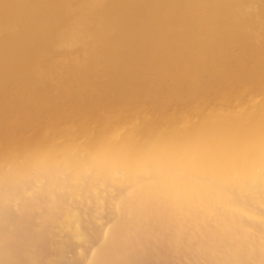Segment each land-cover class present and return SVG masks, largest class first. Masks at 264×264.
I'll use <instances>...</instances> for the list:
<instances>
[{
  "label": "bare ground",
  "instance_id": "1",
  "mask_svg": "<svg viewBox=\"0 0 264 264\" xmlns=\"http://www.w3.org/2000/svg\"><path fill=\"white\" fill-rule=\"evenodd\" d=\"M249 1L0 0V91L36 84V64L56 45L81 46L82 55L69 52L82 58L67 62L82 82L92 58L118 53L123 29L133 36L126 38L134 60L171 43L184 55L200 50L179 56L190 76H176L147 105L102 112L94 125L82 117L92 108L77 109L86 122L66 113L73 127L66 142L65 131L43 130L34 140L0 143V264H264V39L252 31L261 43L251 40L252 51L251 27L248 34L238 29L251 20L243 16ZM254 1L247 13L258 8ZM164 22L175 40L155 35ZM234 43L249 55L233 56ZM180 90L188 96L168 98ZM77 97L70 98L75 107Z\"/></svg>",
  "mask_w": 264,
  "mask_h": 264
},
{
  "label": "rangeland",
  "instance_id": "2",
  "mask_svg": "<svg viewBox=\"0 0 264 264\" xmlns=\"http://www.w3.org/2000/svg\"><path fill=\"white\" fill-rule=\"evenodd\" d=\"M251 2H253L254 0H250ZM250 1L248 2V4L250 3ZM254 3H255V5H258V10L257 9H255L253 12H255L254 14H256V10H257V19H258V17L260 18L259 20H256V16L253 14V12H248L247 13V9L249 10V9H251L252 7H250L251 6V4H249L250 6H248V4H247V6H246V4L244 5L245 7H243L244 9L245 8H247L246 9V13L244 12L243 14V16L244 17H248L249 15H250V21H248L247 22V26L246 25H244V26H240V27H238V29H239V31H243V32H245V33H249L250 31H248V30H250L249 29V27H251V32L253 31H255L254 33H256L255 35L257 36V35H259V34H261L262 35V37H260V38H262V39H264V28L262 27V26H264V21H261L264 17H262L261 16V14L259 13V10H260V7H262L263 6V2H262V0H260V2L259 3H262V5L261 4H259L258 3V1L256 0V1H254ZM257 3V4H256ZM260 5V6H259ZM252 6H254V4L252 5ZM250 7V8H249ZM243 8H242V10H241V12L243 11ZM254 8H256V6H254L252 9H251V11L254 9ZM250 11V10H249ZM253 14V15H252ZM252 15V16H251ZM242 16V15H241ZM254 18V19H253ZM262 18V19H261ZM254 20V21H253ZM264 20V19H263ZM257 21V22H256ZM254 24H253V23ZM256 23V24H255ZM169 23H167V22H164L161 26H160V28L156 31V33H155V35L156 36H158V38H159V40L161 41L162 40V35H163V38L165 39L166 37H167V35H170V37L172 38V39H174L175 37H176V35L174 34V32H172L171 30H170V28H169V25H168ZM249 24V25H248ZM253 24V25H252ZM251 25V26H250ZM255 25V26H254ZM260 25H262V26H260ZM245 29H244V28ZM253 27V28H252ZM256 29H255V28ZM259 27L261 28V29H263V30H258L259 29ZM255 29V30H254ZM257 30L259 31V33H257ZM121 31V35L119 34V37H117V42L118 43H120L119 45H117V47H116V49H117V56L115 55V56H113V57H111L112 59H113V61L111 60V58H109L110 56H108L107 57V55H104V54H102L101 53V56L102 57H100V53L97 55L98 57H99V59L98 58H96L97 56H94L95 58H96V61H100L101 62V67L100 66H98L99 68H97V70H98V72L96 71V67L94 66V65H99V63L98 62H93V61H95V60H93V58H92V62H90L89 64L90 65H93V66H90L89 64H87V65H85V66H87L86 68H89L90 69V67H91V69H92V67H93V69L92 70H87L89 73H91V74H88V77L86 78V77H84L83 79H82V82H81V80L79 81V80H74V76H72V74H71V70H70V66H69V64H68V57H70L71 58V56H75V55H73V54H76V53H80L81 54V52H80V50H81V46H73V47H67L68 49H65L66 47H63L64 49H62V47L61 46H59V45H56V46H54L55 48H53V50H51L47 55H46V59L43 61V62H40V63H37L36 65H37V68L39 69H36V67H35V69L37 70V71H40V72H37L36 71V75H35V77L36 76H38V74H39V77H38V81H36V84H31V85H29V86H26L25 84H17V85H12V86H7V88H9L8 90L7 89H2L1 91H0V96L1 95H3V97L5 98V99H3V97L1 96L0 98V139L1 138H3V139H5L4 141H3V139H1V141H0V143H2V142H4L5 144H6V142H8V144H11V141L13 142L14 140V142L11 144V146L15 143V144H18L17 143V141H18V139L19 138H21V135H22V137L23 136H26V137H28L30 140H34L36 137H34V135L35 134H37L39 131H40V133H46V132H49V130H50V132L49 133H46V135H49L50 133H51V131L53 130V131H55V132H53L52 134H55L56 132H58L59 130H63V132H64V134L66 133V135H64L65 137H64V140H65V138H66V140H67V134L69 133V132H67V130H71L72 128L71 127H69V123H68V121H67V117L68 116H70V115H75V114H77V112H78V114L80 113V109H83V110H85V112H87V109L86 108H92L93 110L92 111H94L95 113H92V111L91 110H89L88 111V115H87V113H85V115L84 116H82V117H84L85 119H87L88 118V121H89V123H93V122H95L93 119L96 117V118H98V116H99V114L102 116V112L104 113V114H113L114 113V111H115V113H116V111L118 112V113H120V111L122 112L124 109H127V111H131V108L132 107H135L136 109L140 106V107H142L143 105H141V103H140V101H142V104H146L147 105V101L148 100H151L150 98L151 97H155L156 96V94H158V92L161 94V93H163V91L166 89V87L167 88H171V87H173L174 85H175V81L173 80V79H175V78H177L176 76H179L180 74H181V76H190V73L188 72V70L186 69V66H185V64L183 63V61L182 60H180V58H182L183 57V55L184 54H182L181 52V49H180V47H179V45H176L175 43H171L170 45H171V47H170V45H169V47L167 46V48L165 49H162V51H161V53L160 52H156V53H158V55L156 54V53H153L154 55H152V57H143V56H140L139 57V59L137 60V59H133V57H131V54H129V50L132 48V46H133V43H131L128 39H130V38H132L133 36H132V34L131 33H128L129 31H127V30H125L124 31V29L123 30H119V32ZM123 31V32H122ZM247 31V32H246ZM261 31L263 32V33H261ZM250 32V33H251ZM251 33V35H250V33L248 34V36H247V38H246V42L248 43V44H251L254 48H255V50H253V48H252V51H258L257 49H258V40H259V36H258V38L257 37H255L254 36V33ZM253 34V35H252ZM130 36V38H126V36ZM171 35H173V36H171ZM249 36H251V38L249 39ZM253 36L255 37V38H253ZM174 37V38H173ZM118 39H119V41H118ZM121 39V40H120ZM248 39V40H247ZM133 40V39H132ZM175 40V39H174ZM190 40L191 39H189V38H186V40H185V42L184 43H190ZM251 40H253L254 42H257V46H255L256 45V43L253 45V43L251 42ZM257 40V41H256ZM128 41V43H126V42ZM250 41V42H249ZM260 42L262 41H264V40H259ZM125 42V43H124ZM261 42V43H262ZM117 43V44H118ZM123 43V44H122ZM260 43V44H261ZM125 44V46L123 47V45ZM173 44V45H172ZM174 44L178 47V48H176V46H174ZM237 43H234V50L232 51V55L234 56L235 55V57L236 56H238L239 54V57H242V55H244L245 57H247L248 55H249V52L248 51H245L244 49H242V47H241V49H240V45H236ZM260 44H259V46H260ZM111 45V44H110ZM116 45V44H115ZM121 45V46H120ZM131 45V46H130ZM118 46H120V47H122V48H120V49H118ZM127 46V47H126ZM61 47V48H60ZM70 48H71V50H70ZM72 48L74 49V51L72 50ZM174 49V48H176V50L174 49V50H172V49ZM193 48H195V47H193ZM257 48V49H256ZM78 49V50H77ZM127 49H129V50H127ZM177 49H179L178 50V52H177ZM194 50H195V52H194ZM200 51L199 50V48L197 49V47L195 48V49H192V53H191V49L188 51V52H186L185 53V55H187V56H194L195 54H197L196 52L197 51ZM241 50V51H240ZM69 51H73V54L72 53H70ZM119 51H121V53H124V54H122L121 55V53L119 52ZM164 51H165V53L167 54H164ZM172 51V52H171ZM181 51V52H180ZM235 51V52H234ZM236 51H238L237 53V55L235 54L236 53ZM244 51V52H243ZM53 52V53H52ZM163 52V53H162ZM168 52V53H167ZM169 52H170V54H169ZM240 52H242V53H240ZM68 53H70V56H69V54ZM120 53V54H119ZM180 53V54H179ZM195 53V54H194ZM234 53V54H233ZM246 53V54H245ZM80 54H78L77 56H75L76 58H79V57H81L82 58V54L80 55ZM125 54H126V59H127V61L125 60V58L123 57V56H125ZM128 54V55H127ZM156 54V55H155ZM189 54V55H188ZM121 55V56H120ZM182 55V56H181ZM185 55H184V57H185ZM247 55V56H246ZM119 56V57H118ZM178 56V57H177ZM179 56H180V58H179ZM114 57H115V59H116V57H118L117 59H118V61H117V59L115 60L114 59ZM120 57H122L121 59L123 60V61H119V60H121L120 59ZM177 57V58H176ZM91 58H87V59H91ZM94 58V59H95ZM100 58H102V60L100 59ZM105 58V59H104ZM107 59H108V61L111 63V62H113V64H111V67H113V68H111V67H108V66H110V64L108 63V61H107ZM110 59V60H109ZM149 59V60H148ZM169 59V60H168ZM176 59H178L177 60V62H179V63H176ZM146 60V61H145ZM168 60V61H167ZM171 60V61H170ZM174 60V61H173ZM180 60V61H179ZM102 61L104 62V63H108L109 65L107 66L106 64L104 65V63H103V66H102ZM116 61V62H115ZM126 61V62H125ZM167 61V62H166ZM88 61H86V63H87ZM117 62H119V64L117 63ZM121 62H123V63H121ZM145 62V64H143ZM154 62H155V64H156V66H155V64H154ZM168 62H170V63H172V65H169L168 66V64H170V63H168ZM174 62H175V64H174ZM182 62V63H181ZM85 63V64H86ZM115 63H117V64H115ZM121 63V64H120ZM151 63H153V65L151 64ZM158 63V64H157ZM181 63V64H180ZM115 64V65H114ZM148 64V65H147ZM180 64V66H177V65H179ZM35 65V66H36ZM118 65L120 66L119 68H118ZM122 65V66H121ZM144 67H143V66ZM152 65V66H151ZM184 65V66H183ZM208 65V66H207ZM211 65V63L209 64V63H207L206 64V68H209V66ZM253 65L254 66H256L257 65V62H254L253 63ZM89 66V67H88ZM115 66V67H114ZM150 68H149V67ZM156 67V68H153V67ZM172 66H173V68H172ZM183 66V67H182ZM108 67V68H107ZM169 67H171V68H169ZM185 67V68H184ZM103 68H104V71H102L103 70ZM105 68H107L106 70H105ZM112 70H111V69ZM116 68V69H115ZM153 68V69H152ZM42 70V71H41ZM108 70H109V72H108ZM232 70H233V68H232ZM95 71H96V73H95ZM100 71V72H99ZM105 71H107V72H105ZM94 72V73H93ZM105 72V73H104ZM40 74H41V76H40ZM95 76H94V75ZM99 74V75H98ZM189 74V75H188ZM92 75V76H91ZM244 75H245V78H247V79H245L244 80ZM87 76V75H86ZM92 77L93 79H91L90 77ZM248 75H246V74H243V78H242V80L243 81H247L248 80V78L249 77H247ZM35 79H37V77L35 78ZM76 79V78H75ZM79 79V78H78ZM85 79H87V80H85ZM214 79H216L217 80V77H215ZM89 80V81H88ZM181 80H182V78H181ZM44 81V82H43ZM78 81H79V84H78ZM84 81V82H83ZM88 81V82H87ZM41 82H42V84H41ZM73 82L77 85V86H75V84H73ZM87 82V83H86ZM47 83V84H46ZM64 83V84H63ZM80 83H83V85L81 86L80 85ZM165 83H167V84H165ZM61 84H63V85H61ZM65 84H67V85H65ZM74 85V86H72V85ZM161 84H163V85H161ZM172 84V85H171ZM42 85H44L42 88H40ZM46 85H48V86H46ZM65 85V86H64ZM78 85H79V89L77 88L78 87ZM166 85V86H165ZM35 86V87H34ZM60 86V87H59ZM64 86V87H63ZM72 86V87H71ZM81 86V87H80ZM47 87V88H46ZM66 87V88H65ZM70 89H69V88ZM82 87L84 88V89H82ZM149 87H150V89H149ZM35 90H34V89ZM39 88V89H38ZM43 88H45V90L48 92H46L45 90H43V92L41 91ZM49 88H51V92H50V89ZM64 88V89H63ZM71 88H73L74 90H76L75 91V93H74V91L72 92V90L73 89H71ZM75 88H77V89H75ZM80 88H81V91H80ZM154 88H155V90H154ZM157 88V89H156ZM165 88V89H164ZM211 88V90H212V88H213V86H211L210 87ZM210 88H208L207 90L206 89H204L202 92H200V94H202V93H204V91H209V89ZM68 89V90H67ZM146 91H145V90ZM5 90H7L6 92H4ZM49 90V91H48ZM61 90H63V91H61ZM64 90L66 91V92H64ZM71 90V91H70ZM78 90V91H77ZM82 90H84V92L82 91ZM149 90V91H148ZM155 92H154V91ZM39 91V92H38ZM162 91V92H161ZM181 91V90H180ZM5 94H4V93ZM8 92H11V93H8ZM35 92H37V94L36 95H34L35 94ZM42 92V93H41ZM44 92H46V93H44ZM72 92V93H71ZM77 92V93H76ZM151 92V93H150ZM154 92V93H153ZM183 92H185V94L183 93ZM187 91L185 90H182L181 92H178V94H176V92L175 93H173V94H171V95H169V96H174V97H169L168 96V98H170V99H172V101L173 102H175V101H177V100H180V98H185V97H187L188 95V92L186 93ZM6 93H8V94H6ZM21 93V94H20ZM74 93V94H73ZM82 93H84V94H82ZM144 93V94H143ZM40 94H42V96L40 95ZM44 94H47V95H44ZM75 94H76V97H77V95L79 96V97H77V99H78V101H76L78 104L76 105V107L74 106V104H71V103H73V100L72 99H70V98H74L75 97ZM80 94V95H79ZM86 94V95H85ZM6 95V96H5ZM8 95H10V96H8ZM15 95V96H14ZM45 97H44V96ZM72 95V96H71ZM144 96V97H142V96ZM150 95H154V96H151L150 97ZM176 95H178V97L176 98L175 96ZM179 95L181 96L180 98H179ZM184 95V96H183ZM49 96H52L53 98H54V101H53V98L52 99H48V98H51V97H49ZM139 96H140V98H139ZM158 96V95H157ZM183 96V97H182ZM10 97H15L14 99H12V98H10ZM16 97H17V100H16ZM37 97V98H36ZM83 97V98H82ZM147 99H146V98ZM38 99L37 100V103H38V105H37V103H36V99ZM42 98H43V100H42ZM64 98V99H63ZM79 98H80V101H79ZM85 98V99H84ZM87 98V99H86ZM99 98V99H98ZM145 98V99H144ZM149 98V99H148ZM167 97L165 98L164 97V99L165 100H168V101H166L167 103L168 102H170V103H172V101L170 100V99H168ZM176 98V100L174 101L173 99H175ZM3 99V100H2ZM39 99H40V101H39ZM45 99H46V102H45ZM48 99V100H47ZM142 99V100H141ZM144 99V100H143ZM163 99V100H164ZM14 100H16V101H14ZM18 100H20V102H21V104H22V106L24 105V103H25V105L23 106V107H21V105H19V107L17 106V104H20V102L18 101ZM62 100V101H61ZM100 100V101H99ZM146 100V101H145ZM30 101V102H29ZM92 101H94V102H92ZM97 103H96V102ZM122 101V102H121ZM143 101H145V103L143 102ZM18 102V103H17ZM33 102V103H32ZM56 102H58V103H56ZM66 102H67V104H66ZM83 103V104H81V103ZM124 102H126V103H124ZM17 103V104H16ZM27 103V104H26ZM43 103V104H42ZM140 103V104H139ZM2 104V105H1ZM33 104H34V106H33ZM58 104V105H57ZM66 104V105H65ZM98 104V105H97ZM125 104V105H124ZM137 104V105H136ZM27 105V106H26ZM31 105L33 106V108H36V111H35V109H32V107H31ZM36 105V106H35ZM40 105V106H39ZM43 105H44V107H43ZM50 105H52V106H50ZM85 105V107H83ZM112 105H113V107H112ZM120 105V106H119ZM123 105V106H122ZM4 106H6V107H4ZM26 106V107H25ZM72 106H73V108H72ZM78 106H80V107H78ZM93 106L95 107V109L93 108ZM97 106V107H96ZM99 106H101V108L99 107ZM108 106H109V109H108ZM119 106V107H118ZM125 106V107H124ZM126 106L127 107H129V108H126ZM132 106V107H131ZM137 106V107H136ZM20 107H21V109H20ZM29 108V110H28V108ZM37 107H38V111H37ZM52 107V108H51ZM123 107V108H122ZM7 110V112H6V110ZM24 108V109H23ZM45 108V109H44ZM46 108H50L49 110L48 109H46ZM79 108V110H77ZM113 108V109H112ZM122 108V109H121ZM134 108V109H135ZM24 110V111H26L27 110V112L29 111L30 112V115L31 114H34V111L36 112V113H38V114H36L35 113V115H31V116H29V113L27 114V112H24V111H22V112H20V110ZM26 109V110H25ZM34 110V111H32V110ZM41 109H42V111H41ZM72 109V110H71ZM120 111H119V110ZM2 110V111H1ZM47 110V111H46ZM66 110H67V112H66ZM69 110V111H68ZM132 110H133V108H132ZM4 111V112H3ZM43 111H45V112H43ZM82 111V110H81ZM91 111V112H90ZM108 111H110L111 113H107ZM41 112V113H40ZM70 112H72V114L70 113ZM74 112V113H73ZM76 112V113H75ZM90 112V113H89ZM124 112H126V110L124 111ZM20 113V114H19ZM21 113H23V114H21ZM66 113H69V114H67L66 115ZM123 113V112H122ZM20 116H19V115ZM24 114H26L25 116H24ZM77 114V115H78ZM90 114H92V116L90 115ZM96 114V115H95ZM98 114V115H97ZM104 114H103V116H104ZM21 115H23V116H21ZM80 115V114H79ZM79 115H78V117H79ZM95 115V116H94ZM28 116V117H27ZM60 116V117H59ZM65 116V118H63L62 119V121L64 122V123H66V121H67V126L65 127V125L63 126V125H61V124H63V122L60 120L62 117H64ZM94 116V117H93ZM81 116L79 117L81 120H79V122H82V120H83V122H86L83 118H82ZM92 117V118H91ZM100 117V116H99ZM59 118V119H58ZM56 119V120H55ZM66 119V120H65ZM61 121V123H60V121ZM93 120V121H92ZM96 120V119H95ZM54 121V124L52 123ZM56 121V122H55ZM57 121L59 122V123H57ZM47 124V125H46ZM52 124V127L50 126ZM61 125V126H58V125ZM44 125H45V127H44ZM49 125V126H48ZM56 125V126H55ZM92 125H94V123L92 124ZM36 126H38V128L36 127ZM41 126V127H40ZM43 126V127H42ZM54 126H55V128L57 129H54ZM59 127H61V128H59ZM63 127V128H62ZM64 127L66 128V129H64ZM68 127H69V129H68ZM33 128H36V129H33ZM71 128V129H70ZM12 129V130H11ZM14 129V130H13ZM20 129V130H19ZM41 129V130H40ZM22 130V131H21ZM43 130H45L44 132H43ZM48 130V131H47ZM8 131H10V132H8ZM12 131H13V133H12ZM19 131V132H18ZM22 132V133H21ZM36 132V133H35ZM7 133H8V135H7ZM11 133H12V135H11ZM15 133V134H14ZM18 133V134H17ZM21 133V134H20ZM25 133H26V135H25ZM31 133V134H30ZM13 134H14V136H13ZM17 134V135H16ZM28 134V135H27ZM39 134V133H38ZM52 134H50V135H52ZM4 135H5V137L6 138H8V136H9V138H8V140L10 141H8V140H6V138H4ZM18 135H20V136H18ZM33 135V136H32ZM45 135V134H44ZM44 135H42V136H44ZM11 136V137H10ZM32 136V137H31ZM17 137V138H16ZM34 137V138H33ZM24 138V137H23ZM22 139V138H21ZM60 139H58V140H54V143H57V144H65V142H66V140H65V142H64V140H60ZM39 141V140H38ZM3 143V144H4ZM2 144V145H3ZM14 144V145H15ZM35 144H37V143H35ZM4 146V145H3ZM2 146H1V144H0V148H1ZM5 147H9V145H5Z\"/></svg>",
  "mask_w": 264,
  "mask_h": 264
}]
</instances>
